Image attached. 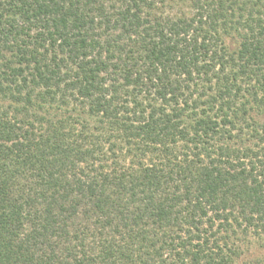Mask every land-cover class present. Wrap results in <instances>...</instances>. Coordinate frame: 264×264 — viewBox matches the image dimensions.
Instances as JSON below:
<instances>
[{
  "label": "trees",
  "instance_id": "16d2710c",
  "mask_svg": "<svg viewBox=\"0 0 264 264\" xmlns=\"http://www.w3.org/2000/svg\"><path fill=\"white\" fill-rule=\"evenodd\" d=\"M0 264H264V0H0Z\"/></svg>",
  "mask_w": 264,
  "mask_h": 264
},
{
  "label": "rangeland",
  "instance_id": "374dc122",
  "mask_svg": "<svg viewBox=\"0 0 264 264\" xmlns=\"http://www.w3.org/2000/svg\"><path fill=\"white\" fill-rule=\"evenodd\" d=\"M3 101V100H2ZM5 104V103H4ZM261 250L260 251H256L254 250V254H260Z\"/></svg>",
  "mask_w": 264,
  "mask_h": 264
}]
</instances>
